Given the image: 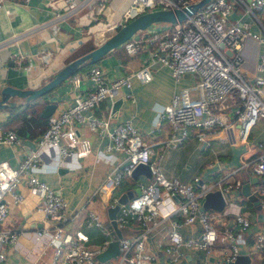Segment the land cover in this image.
<instances>
[{"label":"built area","instance_id":"2783aa9c","mask_svg":"<svg viewBox=\"0 0 264 264\" xmlns=\"http://www.w3.org/2000/svg\"><path fill=\"white\" fill-rule=\"evenodd\" d=\"M89 1L84 0L85 3ZM129 1L123 16L110 27L113 31L140 13L182 8L196 0ZM78 6L76 0H67V12L57 13L56 17H67ZM102 8L101 3L99 9ZM261 8H264V0H210L180 22L158 23L142 31L146 48H152L140 67L109 77V71L92 64L85 72L70 76L73 83L82 78L89 80L88 92L84 96L74 94L70 105L48 116L47 125L30 154L15 165L0 161V224L9 213V204L17 206L22 202L23 193L19 188L24 181L29 193L38 199L37 210L46 221L54 224L53 229L44 225L34 231L37 241L45 237L46 243L55 246L52 264H108L107 260H99L97 255L105 250L109 240L89 247L83 244L87 240L85 234L68 232L63 226L71 214L66 200L36 174L39 150L43 147L56 146L62 158L70 155L80 158L91 152L92 141L76 131L77 124H85L97 136L107 134L110 138L111 143L97 151L99 158H110L111 150L125 154L126 164L108 171L101 189H114L139 162L147 163L152 174V179L146 182L136 180L134 186L139 193L119 206L118 227L122 230L135 223L138 232L118 239L117 264H156L158 255L148 242L164 224L169 226L166 242L158 239L157 247L166 256L165 264L186 256L185 248L203 252L202 260L187 264H230L239 254H247L244 249L264 261V225L254 227L252 241L247 244L245 234L251 229L250 220L231 208L240 184L239 170L249 162L200 185L199 177H195L192 183L168 178L157 163L151 162V155L155 152L153 143L141 134L131 118L118 122L110 131L108 120L87 118L84 114L105 97L115 98L123 87L130 88L133 78L148 81L152 65L158 63L170 69L175 82L185 74L194 77L192 84L172 93L160 114V120L166 121L168 126V134L161 140L165 149L176 148L193 135L205 141L207 133L218 128L233 136L236 123L239 124V140L246 142L254 124L264 121V23L256 13ZM0 10L6 14L11 12L4 0H0ZM104 33L105 30L94 32L96 36ZM88 40L93 46L94 36ZM139 41L137 35L131 37L123 44L125 51L135 54L142 47ZM126 95L130 97L129 93ZM7 115L4 112L2 119ZM18 141L14 130L9 129L0 135V143L13 146ZM251 165L255 173L264 175V157L257 158ZM213 190H219L224 198L225 207L219 211L201 207L203 196ZM6 195L10 196V201ZM115 203L117 198L114 197L111 206ZM258 204L264 213V198H260ZM196 223L200 226L198 237L183 236L182 229ZM85 225L107 232L94 209H89ZM16 238L17 232L0 227V262L5 259L3 247L14 243Z\"/></svg>","mask_w":264,"mask_h":264},{"label":"crops","instance_id":"0c3cea01","mask_svg":"<svg viewBox=\"0 0 264 264\" xmlns=\"http://www.w3.org/2000/svg\"><path fill=\"white\" fill-rule=\"evenodd\" d=\"M76 2L79 4L78 8L63 18L56 17V14L67 12V0H4V5L11 12L6 14L0 10L1 86L37 88L42 85L43 79L50 78L63 66L66 57L88 37L94 36L93 46L97 45L101 40L98 41L99 37L94 32L110 31V27L123 16L130 1L91 0L85 3L84 0H76ZM101 3L103 8L99 9ZM256 13L264 23V8L257 10ZM100 15L103 16L102 20ZM143 34L142 31L135 34L142 45L135 54H128L121 45L108 52L95 64L109 71V77L122 75L140 67L148 57L149 49L152 48L151 46L146 48ZM86 42L92 46L89 40ZM87 69L88 67L85 70ZM85 70H79L78 73ZM193 79V75L185 74L175 82L169 68L155 63L151 67V78L148 81L133 78L130 88L123 87L121 94L115 98L105 97L93 108L84 111V114L87 118L108 120L110 131L118 122L131 118L141 134L153 143L155 152L151 155V162L157 163L168 178L192 183L195 177H199L200 185L208 180H216L232 168L249 162L239 170L240 184L235 190L236 199L232 201L231 208L247 215L250 220L251 229L245 234L247 244H250L252 230L254 227L264 225V217L259 216L261 211L256 207L258 204L245 196L241 189L243 182H249L250 191L257 200L264 198V175L255 173L251 165L257 158L264 157V121L259 120L254 124L246 142L239 140L237 135L239 124L236 123L233 127V136L218 128L208 132L205 141H200L193 135L180 146L165 149L161 140L167 136L168 126L166 121L160 120V114L172 93L182 86L192 84ZM90 85L91 82L86 78L77 83H73L69 78L59 84L37 99L40 101L36 107L40 117L47 118L42 116V112L48 103H55L51 113L57 112L73 102L74 94L84 96ZM126 93H129L130 97ZM10 100L16 104L0 110V135L9 129L14 130L19 141L13 146L0 143V161L6 160L15 165L18 160L36 148L37 137L44 125L36 126L32 123V117L35 115L26 113L24 98L11 97ZM4 112L8 115L2 119ZM24 119L28 120L26 125L22 123ZM76 131L92 141L91 152L80 158L75 155L62 158L56 146L48 145L39 150L40 161L36 174L66 200L68 213L71 214L70 218L63 222L64 228L71 233L80 231L85 234L87 240L83 244L91 247L101 244L104 240L113 239V230L107 227L108 208L111 207L113 198L127 192H131L132 196L136 195L138 189L134 186L135 181L146 182L149 179L144 174H139L136 179L131 175H125L114 189H101L106 173L114 167L120 168L126 164L125 154L111 150L110 158H99L97 151H102L106 144L111 143L109 136L107 134L97 136L96 132L85 124H77ZM19 189L23 193L22 202L17 206L10 203L9 213L0 224L3 229L17 232V238L14 243L3 247L5 259L0 264H52L55 246L46 243L45 237L37 241L34 231L44 225L53 229L54 224L46 221L37 210L38 199L29 193L24 181ZM5 198L10 201L9 195ZM89 209L99 213L107 232L103 233L97 227L85 225ZM161 227V231L152 234L148 242L158 255L156 264H165L166 261L165 254L157 247V240L165 241L169 226L164 224ZM199 229L200 226L196 223L184 227L182 233L185 237L196 238ZM121 231L125 236L123 229ZM137 232L138 226L135 223L126 226L127 236ZM184 251L186 256L172 264H187L186 262L203 259V252L200 250L185 248ZM244 252L249 254V264H264L263 259L247 249H244ZM214 261L216 262L215 259ZM107 262L117 264V259L109 258Z\"/></svg>","mask_w":264,"mask_h":264},{"label":"water","instance_id":"95a60500","mask_svg":"<svg viewBox=\"0 0 264 264\" xmlns=\"http://www.w3.org/2000/svg\"><path fill=\"white\" fill-rule=\"evenodd\" d=\"M208 1L210 0H196L182 8L155 9L136 15L124 24L116 27L110 35L102 39L97 45L92 46L89 51L66 62L55 73H53L52 76L46 80V82L37 88H17L11 85H0V110L16 104L15 101L10 100L11 97L24 98L26 104L41 98L55 89L59 84L67 81L69 77L79 71L82 66L87 63L94 64L99 61L108 52L123 45L136 33L146 31L156 23L175 24L180 22L200 9ZM54 108L55 103H48L42 112V116L48 117ZM139 174H144L149 180L152 179V174L147 163H137L131 170L130 175L132 178L136 179ZM241 190L245 196L254 200L255 204H258L256 196L250 191L249 182H243ZM138 193L139 190H137V194ZM131 197V192L124 193L117 198V203L108 208L109 221L107 227L112 228L113 239L109 241L105 250L98 253L97 258L101 261H105L109 258H115L119 254L118 239L122 236V231L117 225L116 213L119 210V206L121 204H125ZM223 205L224 198L219 190L208 191L201 199L202 208H212L219 211ZM256 207L259 209V204ZM259 216L263 218L264 213H259ZM249 262V255L239 254L236 260L230 264H249Z\"/></svg>","mask_w":264,"mask_h":264},{"label":"trees","instance_id":"16d2710c","mask_svg":"<svg viewBox=\"0 0 264 264\" xmlns=\"http://www.w3.org/2000/svg\"><path fill=\"white\" fill-rule=\"evenodd\" d=\"M158 24V23H156ZM92 47L88 45V43L85 41H83L79 46H77V48L71 52L67 57H66V62L86 53L87 51H89ZM96 63V62H95ZM93 63H87L86 65L82 66V67H90ZM78 72V71H77ZM49 78H46V79H43L42 83L46 82V80H48ZM40 104V101H38L36 99V101H33V102H30L28 104H26L24 106V109L26 110V113H31L33 115H35L37 117V119H35V116L32 117V123H34L35 125L36 124H43L44 127L42 128V130L46 127L47 125V120H48V117L47 118H41L40 117V113L38 111V109H36V107H38ZM24 110V111H25ZM13 111V109L11 110V112ZM22 123L23 125H26V123H28V120L27 119H24L22 120ZM37 126V125H36ZM39 127V126H38Z\"/></svg>","mask_w":264,"mask_h":264},{"label":"rangeland","instance_id":"374dc122","mask_svg":"<svg viewBox=\"0 0 264 264\" xmlns=\"http://www.w3.org/2000/svg\"><path fill=\"white\" fill-rule=\"evenodd\" d=\"M100 17V19L102 20L103 19V16H99ZM113 32V30L111 29L110 31H108V32H106V33H104L103 35H101V36H98L99 37V39H98V41H100V40H102V39H104V37L105 36H107V35H110L111 33ZM110 33V34H109ZM86 67L87 66H85V67H82L81 69H80V71H82V70H85L86 69ZM247 216V215H246ZM123 232H124V234H125V236H127V234H126V227H124L123 228ZM129 236V235H128ZM115 259V258H114Z\"/></svg>","mask_w":264,"mask_h":264},{"label":"clouds","instance_id":"9594fccd","mask_svg":"<svg viewBox=\"0 0 264 264\" xmlns=\"http://www.w3.org/2000/svg\"><path fill=\"white\" fill-rule=\"evenodd\" d=\"M92 47V46H91ZM95 64V63H94Z\"/></svg>","mask_w":264,"mask_h":264}]
</instances>
